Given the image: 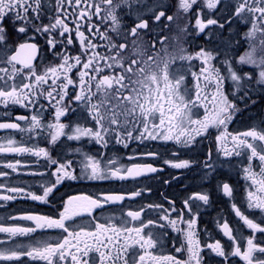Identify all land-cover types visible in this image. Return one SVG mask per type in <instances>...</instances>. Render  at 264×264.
<instances>
[{
    "label": "snow or ice",
    "instance_id": "1",
    "mask_svg": "<svg viewBox=\"0 0 264 264\" xmlns=\"http://www.w3.org/2000/svg\"><path fill=\"white\" fill-rule=\"evenodd\" d=\"M12 204L0 264H264V0H0Z\"/></svg>",
    "mask_w": 264,
    "mask_h": 264
},
{
    "label": "flooded vegetation",
    "instance_id": "2",
    "mask_svg": "<svg viewBox=\"0 0 264 264\" xmlns=\"http://www.w3.org/2000/svg\"><path fill=\"white\" fill-rule=\"evenodd\" d=\"M240 28H241V31L244 30V26L243 25H241ZM240 51L241 52L243 51V47H241ZM260 109H261V102L258 101L257 105L251 109V112L254 113V114L259 115ZM200 114L201 115L203 114V110L202 109H201V113ZM189 179L195 180V177H189ZM241 183H243V181H241ZM62 191H67L68 194H75L76 193V187L74 186L71 189H62ZM85 191H90V189H85ZM13 207L20 208V207H24V205H22V204H12V205H9L8 208H0V215L5 214L6 212L10 211L11 208H13ZM224 207H226V206H224ZM214 214L215 213L213 212V215ZM21 239H24V238H21Z\"/></svg>",
    "mask_w": 264,
    "mask_h": 264
}]
</instances>
